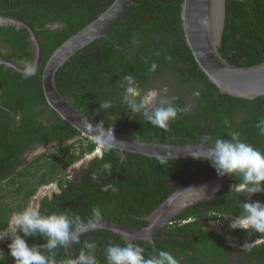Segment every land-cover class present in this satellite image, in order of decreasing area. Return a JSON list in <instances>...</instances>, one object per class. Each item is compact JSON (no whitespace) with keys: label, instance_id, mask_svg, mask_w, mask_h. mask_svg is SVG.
Instances as JSON below:
<instances>
[{"label":"trees","instance_id":"trees-1","mask_svg":"<svg viewBox=\"0 0 264 264\" xmlns=\"http://www.w3.org/2000/svg\"><path fill=\"white\" fill-rule=\"evenodd\" d=\"M114 1L0 0V15L29 21L38 30L44 47L42 66L33 75L0 66V103L10 110L0 107V191L4 192L3 200L10 193L23 195V205L17 209L9 203L0 206V233L10 230L11 215L22 211L39 189L52 181L58 183L62 192L52 201H43L42 214L79 215L87 225L92 208L99 206L104 221L143 229L149 225L146 218L173 192L215 172L207 158L167 159L161 165L157 158L104 147L100 157L83 166L79 180L66 186L69 168L94 153L98 144L84 137L48 105L43 71L60 45L97 19ZM183 2L135 0L105 37L76 53L59 69L58 90L97 123L134 139L212 145L215 139H231L229 132L238 131L242 140L264 151V136L256 128L257 121L264 118V96L254 100L232 97L221 93L210 81L188 46ZM54 25L58 27L53 29ZM219 50L235 66L264 62V0H227ZM0 58L16 60L26 67L33 64L35 47L26 28L0 26ZM152 62L158 65L156 72L149 71ZM125 74L135 76L142 95L168 87L169 94H162L160 99L175 97V104L190 106V113L178 114L167 130L152 126L141 115L134 116L120 103V84ZM196 91L199 96L193 95ZM105 100L112 101L111 109H100ZM205 136L208 141L202 142ZM48 144H52V150L28 160L34 150ZM119 154L125 157L122 162ZM105 162L112 165L111 175L102 171ZM94 174L96 180L91 178ZM238 182L231 176L214 198L190 207L175 219V225L159 231V237L154 239L157 253L169 251L179 264H229L237 255L241 256L239 264H264V242L249 252L235 251L223 236L206 229L209 220L224 224L239 214L246 193L229 190L230 183ZM107 184L116 190L102 191ZM9 187L12 191L7 190ZM256 200L264 202V194L254 195L253 201ZM190 217L195 220L181 224ZM240 231L251 240L264 239L259 233ZM78 239L79 243H73L75 257L81 250L87 251L85 241L95 242L99 264H106L104 250L109 243L122 246L124 242L122 235L104 229L86 232ZM27 240L29 244L46 242L40 237ZM10 242L6 243L8 255ZM133 243L145 250L146 258L154 254L151 242ZM65 249L55 250L58 262L69 258ZM4 264L15 262L6 258Z\"/></svg>","mask_w":264,"mask_h":264},{"label":"water","instance_id":"water-1","mask_svg":"<svg viewBox=\"0 0 264 264\" xmlns=\"http://www.w3.org/2000/svg\"><path fill=\"white\" fill-rule=\"evenodd\" d=\"M135 0H115L97 19L60 45L48 59L43 71V89L48 105L60 117L102 148L105 142L122 153L140 154L151 158L164 156L167 159L210 158V144H163L146 142L115 132L97 123L65 98L57 88L56 74L76 53L99 38L123 15ZM227 0H184L182 4L183 27L188 46L200 68L223 94L254 100L264 96V62L256 66L239 67L225 60L219 48L222 45L226 21ZM24 27L30 33L35 47V59L31 66L16 60L0 58V66L6 65L23 74L37 73L44 60V47L38 30L27 20L9 15H0V26ZM58 25L52 26L56 29ZM0 107L5 108L1 103ZM48 145L41 146V149ZM231 176H218L217 172L201 178L173 192L146 220L149 225L134 229L112 221H103L96 227L86 225V231L110 230L130 242L149 241L154 245L156 234L171 224L175 218L192 206L214 198L230 181ZM251 197V201H253ZM249 201V202H251ZM69 258H75L73 243L65 249Z\"/></svg>","mask_w":264,"mask_h":264},{"label":"clouds","instance_id":"clouds-1","mask_svg":"<svg viewBox=\"0 0 264 264\" xmlns=\"http://www.w3.org/2000/svg\"><path fill=\"white\" fill-rule=\"evenodd\" d=\"M135 43L136 41H133V44ZM167 59L171 60V57ZM157 67L158 65L152 62L149 71L156 72ZM120 87L123 89L120 103L126 106L134 116L141 115L144 121L154 127L167 130L170 124L177 119L178 114L190 113V106L176 105L175 97L160 99L159 104L153 106L151 102L157 92L152 90L142 95L138 82L132 74L123 76ZM193 95L199 96L200 93L196 91ZM112 107L111 100H105L100 104L102 110H108ZM227 123L225 121V124ZM256 128L259 135L264 136V118L257 121ZM228 135L231 139H215L208 149L211 156L207 159L218 176L237 178L239 182L234 185L233 191L246 193V198L239 205V214L230 220L228 226L233 230L264 235V202L251 201L252 196L264 194V151L242 140L238 131H231ZM207 141V136L202 138V142ZM105 146L106 150L110 147L107 142H105ZM118 158L121 162L125 159L123 154H119ZM157 159L161 165L167 163V158L164 156H158ZM102 171L111 175V163L105 162ZM91 178L96 180L97 176L94 174ZM48 185L45 186L48 187ZM110 188L113 191L116 190L111 184L102 186L101 190L107 192ZM103 221L104 215L101 208L94 206L92 215L87 220V225L94 228ZM9 229L0 233V240L10 239L11 242L7 247L15 264H58L55 250L66 248L70 243H79L77 234L86 231V223L79 215L67 213L44 215L37 205L14 212L9 220ZM36 237L46 239V242L42 244L28 243L27 238ZM84 248L87 251L81 250L78 257L68 258L59 264H99L95 255L97 244L85 241ZM104 255L106 264H179L172 253L165 250H160L146 258L145 250L127 239H124L122 246L121 244L109 243L104 250ZM5 260L4 253L0 251V264H4Z\"/></svg>","mask_w":264,"mask_h":264},{"label":"rangeland","instance_id":"rangeland-1","mask_svg":"<svg viewBox=\"0 0 264 264\" xmlns=\"http://www.w3.org/2000/svg\"><path fill=\"white\" fill-rule=\"evenodd\" d=\"M4 51L5 48H2ZM168 94L169 90L168 87H165L162 91V93ZM164 94V95H165ZM158 100L157 95L153 98L152 100V105H156ZM42 147L34 150L31 155H29L28 160L32 161L34 159H36L37 157H39L41 154H44L50 150H52V144H48L47 147H44V149H41ZM102 147L98 145V147L96 148V150L94 151V153L92 154H88L87 156H85L83 159L75 162L68 170V179L67 181L71 180L72 175H75L79 172V170L86 164H88L90 161H92L95 157H100L101 153H102ZM16 188V187H14ZM46 188V189H45ZM8 191H12V188L9 187L7 189ZM54 191L56 190V181H52L49 183L48 187H41L39 189V191L37 192V194L31 198V200L29 201V203H27L26 205L23 206V209H25L28 206H37L38 202L42 199V197H45V195L49 194L51 195ZM4 195V192L0 191V206L3 203L6 204H11V206L14 209L19 208L21 205H23V198H22V193L20 192L19 194H14V193H10L9 196L3 200L2 197ZM230 220L227 223L221 224L218 220H216L214 223H212L211 227L213 228V230L219 232L221 235H223L224 237H226L229 241L230 244L234 245V247H241L242 244H246L249 245V243H251L249 236L248 235H244L240 232V230H233L231 229L228 224H229ZM9 238H5V240H0V251H2V246L4 241L8 240ZM232 264H237V262H234Z\"/></svg>","mask_w":264,"mask_h":264},{"label":"flooded vegetation","instance_id":"flooded-vegetation-1","mask_svg":"<svg viewBox=\"0 0 264 264\" xmlns=\"http://www.w3.org/2000/svg\"><path fill=\"white\" fill-rule=\"evenodd\" d=\"M5 52V50L3 51V53ZM165 88V87H164ZM164 88H162V89H153V90H155L156 92H157V97H158V100H157V103H156V105L158 104V102H159V100H160V97H161V95L163 94H165L164 92L162 93V91H163V89ZM150 91H152V90H150ZM149 91H147V92H145L144 94H147ZM168 94H169V92H168ZM156 105H154V106H156ZM103 153V152H102ZM102 153H101V155H102ZM100 155V156H101ZM88 166V165H87ZM83 168V167H82ZM82 168L79 170V172L77 173V174H75V175H72V177H71V180H69V181H67L66 183H67V185L66 186H68L69 184H71V183H73V182H76V180L78 179L79 180V178L81 177V175H82ZM229 183V182H228ZM230 185V187H229V190H231V191H233V188H234V185H236V183H230L229 184ZM56 190L57 191H54L51 195H49V194H47L45 197H42V199L38 202V206H39V208H40V211L42 210V205H43V201L46 199V198H48V200L49 201H52L53 199H54V196L55 195H58V194H60L61 192H62V189H61V187L58 185V183L56 182ZM235 217H233V218H230V219H234ZM176 219V218H175ZM173 220V222L171 223V224H169L168 226H172V225H175V223L177 222V220ZM195 219L194 218H192V217H190V218H187L185 221H183V222H181V224H185V223H189V222H193ZM216 220H209V221H207L206 222V229L207 230H209V231H213V232H215V233H217V234H219V235H221L219 232H217V231H215V230H213V228L211 227L212 225V223H214ZM219 221V220H218ZM167 227V226H166ZM165 227V228H166ZM165 228H163V229H165ZM162 229V230H163ZM162 230H160V231H162ZM241 232V231H240ZM242 233V232H241ZM243 234V233H242ZM244 235H246V234H244ZM221 236H223V235H221ZM156 237H159V236H157V234H156V236H155V238ZM224 237V236H223ZM154 238V239H155ZM225 239H226V244L229 246V247H231L232 249H234L235 251H246V252H249V251H251L255 246H257V245H259V244H261V243H263L264 242V239H258V240H251L250 239V237H249V239H250V241H251V243H249V245H244V244H242L241 245V247H234V245H232V244H230L229 243V241H228V239L226 238V237H224ZM10 241V239H8V241H4V243H3V246H2V252L4 253V255H5V257L8 259V260H14V258H12L10 255H8V253H7V250H6V243L7 242H9ZM187 247V246H186ZM189 247H191V246H189ZM153 248H154V254H156L157 253V246H156V244H155V241H154V245H153ZM187 253H189V254H191V251L190 250H188L187 251ZM236 256V255H235ZM240 255L238 256H236V258L235 259H233L229 264H232V263H234V262H237V264H239V261H240ZM182 259H184V258H182ZM15 262V261H14ZM58 264H59V262H58ZM188 264H199V263H197L196 261H190ZM206 264H211L210 262H206Z\"/></svg>","mask_w":264,"mask_h":264}]
</instances>
